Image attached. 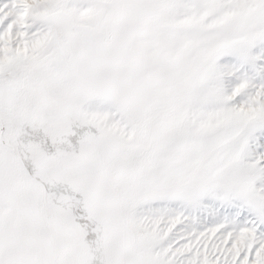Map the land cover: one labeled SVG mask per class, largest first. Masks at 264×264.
Returning <instances> with one entry per match:
<instances>
[{
    "label": "snow or ice",
    "instance_id": "snow-or-ice-1",
    "mask_svg": "<svg viewBox=\"0 0 264 264\" xmlns=\"http://www.w3.org/2000/svg\"><path fill=\"white\" fill-rule=\"evenodd\" d=\"M0 264H264V0H0Z\"/></svg>",
    "mask_w": 264,
    "mask_h": 264
}]
</instances>
